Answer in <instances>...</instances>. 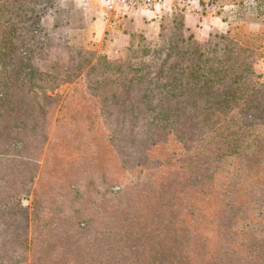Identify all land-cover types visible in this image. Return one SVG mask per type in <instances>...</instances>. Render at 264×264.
I'll return each instance as SVG.
<instances>
[{
	"label": "trees",
	"instance_id": "1",
	"mask_svg": "<svg viewBox=\"0 0 264 264\" xmlns=\"http://www.w3.org/2000/svg\"><path fill=\"white\" fill-rule=\"evenodd\" d=\"M246 1L200 0L207 41L175 12L137 67L0 0V264H264V28L223 16Z\"/></svg>",
	"mask_w": 264,
	"mask_h": 264
},
{
	"label": "crops",
	"instance_id": "2",
	"mask_svg": "<svg viewBox=\"0 0 264 264\" xmlns=\"http://www.w3.org/2000/svg\"><path fill=\"white\" fill-rule=\"evenodd\" d=\"M65 2L67 6L63 9ZM59 3L62 6L58 18L62 26L57 32L64 33V40L66 36L71 37V33H81L84 38L79 41L80 46L91 44V49L96 51L106 43V53L111 59L127 55L137 35L148 42H157L165 16L172 10L169 0L154 10L128 9L110 5L108 0H59ZM185 24L188 31L199 38L207 36V27L210 31L228 29V24L221 19L201 18L197 11L185 14Z\"/></svg>",
	"mask_w": 264,
	"mask_h": 264
},
{
	"label": "rangeland",
	"instance_id": "3",
	"mask_svg": "<svg viewBox=\"0 0 264 264\" xmlns=\"http://www.w3.org/2000/svg\"><path fill=\"white\" fill-rule=\"evenodd\" d=\"M169 1L172 4V10L165 16L167 21L168 20L170 21L172 19L175 12H178L179 14L182 13L185 16V14L188 13V10H191L192 12L201 11L200 0H169ZM61 6L62 5H60L59 0H50V3L48 4V7H47L48 10L45 16V20L48 23L57 22V19L60 14L59 10ZM63 6H64L63 9H65L67 6V2H65ZM259 6L260 7H256V5L253 3L252 0H247L243 8H239L238 6L236 7L230 6L226 10V14H224L223 16L227 18H231V20L236 19L237 21H240L241 23L247 24L252 30H259L261 28H264V3L260 4ZM115 22H117V25H118V20ZM215 31L216 30L210 31L209 28L207 27V36L201 35L202 41L204 39L205 41H207L210 37V34ZM226 31H219V32H226ZM54 32H57V30ZM185 33H186V36H189L190 34H192L188 31L187 27H186ZM54 35L55 34L51 35L52 46H53L51 57L54 61L58 60L59 58L64 60L63 57L65 56V53L61 52V51L64 52V49L62 47L63 43L68 42V40L70 39V42L74 47L75 46L80 47L79 41L84 38V35L81 33H76V34L71 33V37L66 36L64 42L61 44H58L54 40ZM134 45L136 48H131L129 52L127 53V55L115 56L113 57L115 58L114 60L119 61V62H130L131 61V63H133L135 66L140 67L142 65V60L140 57H138L135 54V51L138 50L137 47L141 49L140 47L143 46L144 44L142 43V41H140V38H138V35L135 36L134 38ZM91 47H92L91 44H89L88 48H91ZM255 69L259 74L264 75V59L258 60L256 62ZM69 88L70 86L68 84H65L58 90V92L61 94L67 93L69 91ZM109 244H110L109 246L110 250L117 249L119 246L116 241H109ZM137 253L139 254L140 251L138 250Z\"/></svg>",
	"mask_w": 264,
	"mask_h": 264
},
{
	"label": "built area",
	"instance_id": "4",
	"mask_svg": "<svg viewBox=\"0 0 264 264\" xmlns=\"http://www.w3.org/2000/svg\"><path fill=\"white\" fill-rule=\"evenodd\" d=\"M110 5L118 4L128 9L154 10L156 7L165 4V0H108ZM191 10H188L190 12Z\"/></svg>",
	"mask_w": 264,
	"mask_h": 264
}]
</instances>
